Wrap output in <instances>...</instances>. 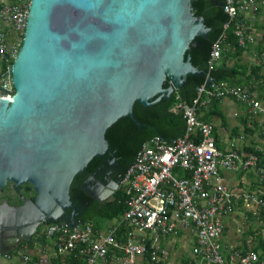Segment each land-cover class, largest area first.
I'll use <instances>...</instances> for the list:
<instances>
[{"label":"water","instance_id":"95a60500","mask_svg":"<svg viewBox=\"0 0 264 264\" xmlns=\"http://www.w3.org/2000/svg\"><path fill=\"white\" fill-rule=\"evenodd\" d=\"M226 21H203L197 0H30L15 93L0 98V189L34 195L0 201V253L44 222L73 228L69 196L106 153L127 169L143 140L183 136L187 121L166 107L174 88L189 107L192 87L207 88Z\"/></svg>","mask_w":264,"mask_h":264},{"label":"built area","instance_id":"2783aa9c","mask_svg":"<svg viewBox=\"0 0 264 264\" xmlns=\"http://www.w3.org/2000/svg\"><path fill=\"white\" fill-rule=\"evenodd\" d=\"M220 1L228 20L211 45L208 70L229 50L230 23L236 21L233 34L245 49L255 40L250 20L264 9V0ZM29 3L0 0V98L9 101L15 93L12 63L21 45ZM258 65L264 66V55ZM204 81L207 88H195L190 107L173 90L175 100L169 111L187 121L183 136L145 140L118 176L116 188L123 192L124 212L105 229L80 219L73 228L67 227V220L43 223L39 231L42 257L33 262L19 250L22 264H137L139 259L153 264H264L262 251L249 246L241 250L224 242V219L236 212L264 226V191L229 185L223 174L254 171L264 182V165L259 164L260 156L239 147L219 148L214 125L202 118L214 100L226 97L242 104L248 118L264 115V106L253 84L217 81L208 73ZM260 124L264 127V118ZM260 150L264 153V148ZM261 233L264 238V229ZM187 241L191 253L180 258L176 248L183 249ZM12 252L2 254L10 259Z\"/></svg>","mask_w":264,"mask_h":264},{"label":"crops","instance_id":"0c3cea01","mask_svg":"<svg viewBox=\"0 0 264 264\" xmlns=\"http://www.w3.org/2000/svg\"><path fill=\"white\" fill-rule=\"evenodd\" d=\"M258 12L256 13L255 17L250 20V24L253 27V30L255 31L254 42L249 47H247V49H245L239 56L231 55L228 57L227 60H224L225 56L223 55L222 58L217 61V65H221V63L224 62L227 66H233L234 68L236 67L237 71H239V76L234 80L235 83L253 84L255 86L256 94L261 100L262 105L264 106V84H262L260 80L257 81V79H255L253 76L250 80H248L250 68L256 67L260 62L261 57L264 55V9H261ZM228 51L229 50H227V52ZM260 66V73H264V66ZM226 100L235 102V105L238 106L237 109H233L232 111V116L237 117L238 120L236 122H233L231 126L227 124V121L224 117L223 118L225 120V123L222 122V119L220 121V124L212 123L214 125V136L218 147L223 150L235 147H239L241 149L244 146H253L256 149L264 148V127H262L260 124L261 120L264 118V115L248 118L245 107L242 104L228 97L219 100L218 105H224ZM226 103L228 105L229 101ZM230 173L231 175H227L224 173L225 182L227 184L232 186L239 184L248 189H261L264 191V182H260L258 180L254 171H248L246 173ZM113 188L114 192L116 188L114 186ZM113 192L111 193V195H107L105 200H110L113 195ZM239 216H241V221L244 222L247 226L245 230L246 233L241 230L242 233L244 232L245 234H247L243 236L249 237L246 239L244 238L240 242L237 241V243H235L229 237V224L226 223L227 228L224 237V242L229 246H234L239 249L241 247L245 248L247 246H249L250 248H254L258 244L259 238H263L261 231L264 229V226L259 225L261 227L260 230L256 228L254 231H252V225L254 224V222H252L251 219H249L251 220L249 222L248 220L245 221L241 212L234 213L232 216L226 218V220L228 219V222H233V220ZM113 219L110 221L101 222L100 229L107 228L108 225L113 221ZM31 238H33L32 246H27L26 244L21 243L22 241H20L11 251H9H13L12 257L8 259V262L10 264H22V257L19 254V250H21V252L25 255H29L31 261L33 262L40 260V258L42 257V253L39 241L34 238V235H32ZM258 251H262V249H259ZM138 261L139 262L137 264H143L146 262L141 259H139Z\"/></svg>","mask_w":264,"mask_h":264},{"label":"trees","instance_id":"16d2710c","mask_svg":"<svg viewBox=\"0 0 264 264\" xmlns=\"http://www.w3.org/2000/svg\"><path fill=\"white\" fill-rule=\"evenodd\" d=\"M197 5H198L199 13L201 17L203 18V21L228 20V16L223 12L222 3L220 0H197ZM235 25H236V21H233L232 23H230V26L227 31L226 43H228L229 51L228 52L224 51L223 53V55L225 56L224 60H227L228 57L231 55L239 56L245 49H247V48L244 49L238 45L237 38L233 34V29L235 28ZM210 49H211V46H210ZM209 55H210V52H209ZM209 55H208L207 61L209 59ZM207 61H206V66H207ZM260 72H261L260 65H257L256 67H251L250 73L248 75V80H250L251 77L253 76L255 79H257V81L260 80L261 83L264 84V73H260ZM207 73L209 77L214 80L218 81V80L226 79L234 83H235L234 80L239 76V71H237L236 67L234 68L233 66H227L225 65L224 62H222L221 65H216L212 70H208V67H207L203 81L205 80ZM195 88L196 87H192L190 91L193 95H194ZM177 91L180 94L179 87ZM174 100H175V95L172 94L165 112L168 113L170 116H172L174 119L181 120L182 118L180 115H175L169 111L172 104L174 103ZM218 103H219V100L213 101L209 111L205 112L202 115V118L204 120L209 122L212 116H218V117H221L222 122L225 123L223 115L217 109ZM145 140H143L142 142H144ZM241 149L243 151L250 152V153L260 156L261 160L259 164L262 166L264 165V153L261 152L260 149H256L253 146H250V147L244 146ZM107 156H109V159L107 158ZM110 159H113V158L106 153L101 158V160L95 165V167L90 171L88 175L93 173L98 179H100L101 175L99 176L98 174L96 175L95 173L97 172V170L100 171V166L101 165L105 166L107 162L110 161ZM113 160L117 164L115 168V177H114L115 180L117 181V175L121 176L125 172L126 168L122 166L119 162H117L115 159ZM81 185H82V182L74 190V192L69 196V199L72 205L75 207V210H74L75 219H80L82 221L90 220L93 222L94 227L96 229H100L101 222L110 221L113 218L119 217L124 212L126 208V204L124 201L123 192L120 188L115 189L110 200L99 202L93 196H91L84 188H82ZM20 189H22L23 196H25L26 198H31L30 193L32 192V187L29 183H25L21 185ZM21 243L26 244L27 246H32L33 238H30L28 241H22ZM240 249L243 250L244 248L241 247ZM259 249H262V254H264V238H259L258 244L254 248H252V250L255 252H257ZM56 263H58V261H56Z\"/></svg>","mask_w":264,"mask_h":264},{"label":"rangeland","instance_id":"374dc122","mask_svg":"<svg viewBox=\"0 0 264 264\" xmlns=\"http://www.w3.org/2000/svg\"><path fill=\"white\" fill-rule=\"evenodd\" d=\"M228 101H229V103L227 105L226 102H228ZM226 102L224 105H217V109L219 111H221V113L223 114V117L227 121V124L229 126H231L233 122H236L238 120L237 117L232 116L233 109H237L238 106L235 105V102H232L230 100H226ZM220 121H221V117H218V116H212L210 118V122L214 123V124H220ZM224 173L227 175L228 174L231 175L230 172L223 171V174ZM257 178H258V176H257ZM17 192H19V191H17ZM17 192L14 188L13 183L7 182L6 185L0 189V201L6 200L12 205H19V203L21 201V197H25V196H23V192L21 189H20V192H21L20 195H22V196H20ZM246 220H249V218L245 219V221ZM224 222L229 224V233L228 234H229L230 239L232 241H234L235 243H237V241L240 242L242 239H244V238L246 239L249 237V236L244 237L245 235H247V234H245L246 233L245 230H246L247 226L244 222L241 221V216L235 218L233 220V222H228V219L227 220L224 219ZM252 222H254V221H252ZM252 222H251V224H252ZM246 223H248V222H246ZM256 228L258 230L261 229V227L258 225V223L254 222V224L252 225V231H254ZM37 230H38V232L34 234V238H36L39 241V244L41 245L42 242H40L39 231L42 230V225H40ZM236 230H237V232H236ZM241 230H243L245 233L244 232L242 233ZM253 244H254V241H253ZM181 251H182V253H180ZM176 253L180 255V258H185V257L189 256V254L191 253L190 243L187 241L186 245L183 249H181L179 246H177ZM8 261H9L8 259H6L2 254H0V264H10ZM143 264H150V263L145 262Z\"/></svg>","mask_w":264,"mask_h":264},{"label":"flooded vegetation","instance_id":"af4514ba","mask_svg":"<svg viewBox=\"0 0 264 264\" xmlns=\"http://www.w3.org/2000/svg\"><path fill=\"white\" fill-rule=\"evenodd\" d=\"M111 160L112 161L107 162L105 166L101 165L100 171L97 170V172L95 173L96 175L97 174L99 176L101 175L100 179H98L93 173H91L90 175L85 177V179L82 181L81 187L84 188L91 196L95 198L103 195L102 194L103 188H110L111 186H113V183L116 182L114 177H115V168L117 164L114 162L113 159ZM118 176L119 175H117V178ZM17 191H19L17 193L20 195L21 194L20 188H18ZM30 195L32 197L34 195V192L32 191Z\"/></svg>","mask_w":264,"mask_h":264},{"label":"bare ground","instance_id":"6f19581e","mask_svg":"<svg viewBox=\"0 0 264 264\" xmlns=\"http://www.w3.org/2000/svg\"><path fill=\"white\" fill-rule=\"evenodd\" d=\"M259 13V12H258Z\"/></svg>","mask_w":264,"mask_h":264}]
</instances>
